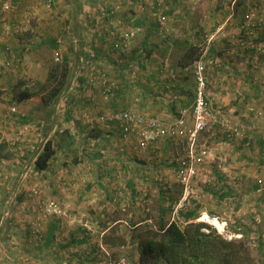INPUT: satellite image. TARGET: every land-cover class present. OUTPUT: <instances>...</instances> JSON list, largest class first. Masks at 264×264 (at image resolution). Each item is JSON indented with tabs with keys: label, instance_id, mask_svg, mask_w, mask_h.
<instances>
[{
	"label": "rangeland",
	"instance_id": "374dc122",
	"mask_svg": "<svg viewBox=\"0 0 264 264\" xmlns=\"http://www.w3.org/2000/svg\"><path fill=\"white\" fill-rule=\"evenodd\" d=\"M62 2L66 0L49 7L44 2L42 8L60 17ZM116 4L121 19L129 15L140 22L127 26L139 28L136 42L122 54V68H116L117 61L114 67L119 71L125 66L127 83L132 84L114 113L130 109L170 125L180 110L192 108L194 63L180 69L176 61L195 47L200 56L193 62H201L208 115L204 129L193 141L161 138L140 152L133 137L123 143L117 123L114 133L89 130L80 140L58 134L57 143L65 150H57L48 165L54 178L45 183L47 189L44 183L13 181L0 199V264H110L122 255L133 264H167L162 258L141 261L131 236L147 225L157 226L159 219L183 228L190 214L205 225L203 232L240 243L255 264H264V0ZM61 23L54 19L55 33ZM32 25L46 29L42 19ZM7 51L11 54L10 47ZM61 61L53 60V65ZM164 61L162 73L149 70L151 81L144 80L139 89L138 79L149 72L139 64ZM90 67L86 78L92 74L97 79ZM112 77L122 83L119 75ZM87 149L99 155L88 157ZM29 186L33 189L25 195ZM17 205L26 215L19 223ZM52 223V240L45 245Z\"/></svg>",
	"mask_w": 264,
	"mask_h": 264
},
{
	"label": "crops",
	"instance_id": "0c3cea01",
	"mask_svg": "<svg viewBox=\"0 0 264 264\" xmlns=\"http://www.w3.org/2000/svg\"><path fill=\"white\" fill-rule=\"evenodd\" d=\"M44 2L0 0V134L4 138L0 145V199L11 189L10 183L13 181L44 183V188L48 187L45 185L47 181L52 183L54 176L47 172L49 166L39 171L35 169V160L47 141H51L55 153L57 150H65L57 143L58 134L65 133L80 140V135L89 130H95V133H114L116 122L112 116L120 104L125 102L124 97L132 88V84L127 83L126 73L116 70L117 58L124 62L125 54L113 52L112 44L121 30L130 28L127 27L130 23H139V20L129 15L121 19L117 15L116 0H66L58 4L64 12L60 17L44 11ZM101 7L114 13L96 22L95 16ZM55 18L62 21L56 33L53 31ZM41 19L46 29L39 30V27L32 25ZM135 42L134 39L130 49ZM9 47L11 54L7 51ZM55 55L60 60L66 58L69 65L67 80L61 92L46 106L39 94L19 100L18 95L21 93L38 91V85L43 84L47 78ZM90 66L96 69L98 78L93 86L87 87L86 76L90 73ZM151 70L155 71L153 68ZM142 74L140 81L138 79L139 89H143V81L150 76L149 72ZM118 75L122 83L112 77ZM106 87H111L114 92L105 96L103 91ZM12 108L15 111H11ZM110 139L105 141L112 148L114 145ZM91 140L96 142L98 139ZM96 145L99 143L96 142ZM84 151L88 157L99 155L92 153L93 149ZM28 167L39 172L29 173L26 171ZM25 189L28 192L24 194L30 195L29 190L33 186ZM17 206L15 215L19 223L26 215H23L22 205ZM54 228L53 223L49 225L46 240L52 238ZM105 230L108 231L107 228ZM152 264L160 263L155 261Z\"/></svg>",
	"mask_w": 264,
	"mask_h": 264
},
{
	"label": "trees",
	"instance_id": "16d2710c",
	"mask_svg": "<svg viewBox=\"0 0 264 264\" xmlns=\"http://www.w3.org/2000/svg\"><path fill=\"white\" fill-rule=\"evenodd\" d=\"M119 54L122 55L123 53ZM199 56L195 47H189L177 59L176 67L180 69L186 68ZM145 60L147 61L148 58L145 57ZM146 64L148 62L140 63L139 67L151 72L152 68L155 70L157 68L158 74L164 70L163 62L157 65L149 64V66ZM117 68H122V66ZM121 70L126 73L127 68ZM130 72H132V68H130ZM68 73V61L64 58L60 64L50 67L45 82L41 84L36 93H21L18 95V99L24 100L39 94L42 103L45 106L48 105L61 92L66 83ZM147 81H151V76H149ZM113 92L114 90L112 89L110 94ZM54 155L55 150L51 146V141H47L42 153L35 160V168L39 171L45 170ZM194 219L195 217L190 214L188 219L185 220L183 228L176 221L164 223L160 219L155 227L147 225L145 228H141L135 236H131L138 246L140 260L162 258L167 264H255L243 245L234 241H226L213 231L203 232L202 228L205 225L194 222ZM206 227L209 226L206 225ZM51 240L52 238H48L45 241V245H48ZM84 242L85 240H81L79 243L82 244Z\"/></svg>",
	"mask_w": 264,
	"mask_h": 264
},
{
	"label": "built area",
	"instance_id": "2783aa9c",
	"mask_svg": "<svg viewBox=\"0 0 264 264\" xmlns=\"http://www.w3.org/2000/svg\"><path fill=\"white\" fill-rule=\"evenodd\" d=\"M57 0H45L46 5L52 6ZM112 15V11L109 12L106 9H100L99 13L95 16L96 22L102 21V19L108 18ZM165 17L162 16L158 19V22L163 23ZM139 31V28L132 27L125 30H121L117 37L114 39L112 44V51L118 53H125L130 49L132 41L135 39ZM55 62H59V56L55 55ZM117 62L122 66V60L118 59ZM166 61L163 62V69L165 68ZM193 66L196 71V81L197 87L195 91L194 105L190 109H182L179 111V115L170 125H165L162 121L157 118L150 117L149 115L138 114L135 111L121 110L120 112L114 114L113 119L119 125L123 143L127 145L130 138L133 137L137 140L136 149L144 151L147 148L155 145L161 138L162 139H181L186 137L188 140L193 141L197 134L204 129L207 120L206 112V99L204 94V80L201 76L202 66L199 60L193 62ZM130 68V67H129ZM90 70L93 71L92 67ZM97 79L91 74L86 78V84L88 86H93ZM112 88L106 87L103 94L109 95ZM11 111H15L12 108ZM189 120L192 123L189 125ZM3 135L0 134V145L3 143ZM191 150V147L189 148ZM190 151V160H192ZM189 164V172L192 170ZM183 173V171L181 170ZM110 264H133L127 256H119Z\"/></svg>",
	"mask_w": 264,
	"mask_h": 264
},
{
	"label": "bare ground",
	"instance_id": "6f19581e",
	"mask_svg": "<svg viewBox=\"0 0 264 264\" xmlns=\"http://www.w3.org/2000/svg\"><path fill=\"white\" fill-rule=\"evenodd\" d=\"M207 217V216H206ZM204 219V218H203Z\"/></svg>",
	"mask_w": 264,
	"mask_h": 264
}]
</instances>
